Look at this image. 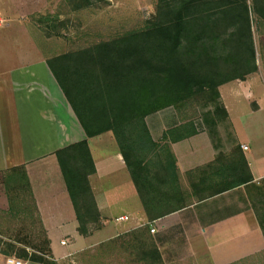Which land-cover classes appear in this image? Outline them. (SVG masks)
<instances>
[{
  "label": "crops",
  "instance_id": "0c3cea01",
  "mask_svg": "<svg viewBox=\"0 0 264 264\" xmlns=\"http://www.w3.org/2000/svg\"><path fill=\"white\" fill-rule=\"evenodd\" d=\"M26 1L0 0V216L17 211L6 173L24 166L31 185L28 203L57 264L74 258L82 264L88 257L92 264H264L262 58L246 78L221 84L219 97L198 111L200 119L194 118L195 110L174 106L147 116L156 140L178 125L196 128L170 144L177 169L164 186L159 184L157 203L148 212L113 132L88 137L80 124L48 56L37 49L32 18L37 6ZM86 138L96 166L90 184L101 216L100 226L88 235L79 231L56 155ZM167 209L171 212H162ZM138 229L145 237L134 262L137 247L123 236ZM6 257L0 253V264Z\"/></svg>",
  "mask_w": 264,
  "mask_h": 264
},
{
  "label": "trees",
  "instance_id": "16d2710c",
  "mask_svg": "<svg viewBox=\"0 0 264 264\" xmlns=\"http://www.w3.org/2000/svg\"><path fill=\"white\" fill-rule=\"evenodd\" d=\"M66 1L75 10L94 3ZM252 12L264 20V0H158L156 15L144 27L47 60L87 136L113 132L146 209L157 203L153 197L159 184L176 172L170 144L196 132L182 124L156 140L147 116L170 106L183 109L203 97L215 100L221 84L256 71ZM46 25L49 36L60 35L57 24ZM56 155L79 231L88 235L89 224L99 227L101 217L90 184L96 166L88 139ZM6 187L12 209L20 207L19 195H31L24 166L7 171ZM45 238V245L32 252L10 243L1 253L57 264Z\"/></svg>",
  "mask_w": 264,
  "mask_h": 264
},
{
  "label": "rangeland",
  "instance_id": "374dc122",
  "mask_svg": "<svg viewBox=\"0 0 264 264\" xmlns=\"http://www.w3.org/2000/svg\"><path fill=\"white\" fill-rule=\"evenodd\" d=\"M20 1L23 5L28 3V1L24 3L25 0ZM32 1H35L37 6L34 15H32L33 23L37 29L36 46L38 50L48 56V59L68 51L91 46L100 41L113 39L130 30L142 28L156 15L158 4V0H93V5L75 10L72 2L69 3L66 0ZM252 18L254 20L252 25L257 62L261 57L264 71V20L259 19L253 12ZM46 24L52 26L57 24V32L60 35L49 36L46 33L48 29ZM208 101L212 100L203 97L183 109L189 107L188 111L195 110L194 118L200 119L198 111H204L209 104ZM174 108L179 109L177 106ZM19 197L21 205L16 207L17 211L0 216V253L10 243H14L17 248H27L31 252L36 247L45 245L46 235L38 217L34 216L31 204L28 203L29 195L22 193ZM0 215L3 214L0 213ZM89 225L90 229L96 227V224ZM141 236L145 237L139 229L132 234L123 236V240L133 243L137 247L132 250L134 262H137L140 255L138 245L143 240ZM12 256L20 257L15 252ZM68 264H81V262L74 258L70 259ZM82 264H92V259L88 257L82 261ZM146 264L155 263L149 260ZM158 264L161 263L158 262Z\"/></svg>",
  "mask_w": 264,
  "mask_h": 264
},
{
  "label": "built area",
  "instance_id": "2783aa9c",
  "mask_svg": "<svg viewBox=\"0 0 264 264\" xmlns=\"http://www.w3.org/2000/svg\"><path fill=\"white\" fill-rule=\"evenodd\" d=\"M245 149L248 148V146H244ZM125 218V217H122ZM155 229L153 228L152 231H154ZM4 264H26V260L17 257V256H8L6 257V260L4 262Z\"/></svg>",
  "mask_w": 264,
  "mask_h": 264
}]
</instances>
